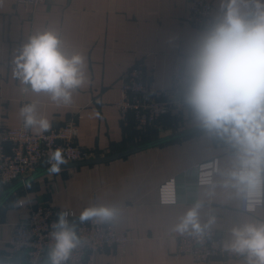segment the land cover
Here are the masks:
<instances>
[{"label":"crops","instance_id":"1","mask_svg":"<svg viewBox=\"0 0 264 264\" xmlns=\"http://www.w3.org/2000/svg\"><path fill=\"white\" fill-rule=\"evenodd\" d=\"M189 1L47 0L32 7L0 0V127L18 125L21 109L34 105L37 119H47L50 128L73 118L78 126L76 143L99 157L200 124L190 110L177 112L172 107L159 122L140 129L133 117L123 123L114 105L121 77L134 65L141 64L145 78L158 87L170 86L177 59L185 69L205 31L187 21ZM209 1L216 22H222L227 8L221 9V3L228 0ZM45 31L58 35L66 55L84 59V83L71 90L68 103L32 91L30 84L13 75L18 50ZM30 128L41 131L38 126ZM221 139L206 129L107 162L49 172L24 184L0 206V258L10 257L13 224L29 210L19 206L22 201L72 209L78 215L93 206L115 209L116 228L126 230L133 240L125 246L105 247L97 254V264H196L189 255L176 254L181 233L175 229L197 203L202 204L201 223L214 216L212 226L226 243L232 240L234 227L264 221V207L241 210V198L223 186L222 173L233 168L238 150L227 148ZM214 158L218 171L213 182L198 184L197 165ZM172 178L176 201L161 203L159 187ZM19 181L0 187V196ZM71 224L76 229L77 220ZM210 264H248V260L217 259Z\"/></svg>","mask_w":264,"mask_h":264},{"label":"clouds","instance_id":"2","mask_svg":"<svg viewBox=\"0 0 264 264\" xmlns=\"http://www.w3.org/2000/svg\"><path fill=\"white\" fill-rule=\"evenodd\" d=\"M224 7L223 21L205 29L188 57L184 101L202 127L238 150L233 168L222 173L223 186L234 189L252 211L264 197V0H228L221 3ZM13 63L15 77L36 93H49L54 101L70 102L71 90L84 83L83 57L66 55L58 35L51 31L31 37ZM21 115L26 127L50 128L47 119H37L34 105L23 107ZM50 161L54 163L49 171L59 173L65 163L59 148ZM201 207L197 203L189 209L175 230L199 236L210 229L215 217L202 224ZM114 215L113 208L93 206L84 209L79 219L81 223L94 218L107 221ZM67 217L68 213H59L54 225L51 264H65L80 244L75 224ZM231 233L226 249L246 254L248 264H264V221L234 227Z\"/></svg>","mask_w":264,"mask_h":264},{"label":"built area","instance_id":"3","mask_svg":"<svg viewBox=\"0 0 264 264\" xmlns=\"http://www.w3.org/2000/svg\"><path fill=\"white\" fill-rule=\"evenodd\" d=\"M47 0H16L17 3L37 7ZM187 21L198 28L206 29L216 22L213 4L209 0H190ZM184 64L181 59L174 62L169 87H158L145 78L143 66L136 64L126 71L120 81V92L114 105L123 123L133 117L134 124L145 129L159 122L173 107L177 112L192 108L185 103L184 96ZM176 98L172 99V95ZM195 115V114H194ZM78 126L73 118L63 124L53 126L47 131L32 132L25 126V119L11 127H0V187L22 180L40 167L51 166L50 156L56 149L62 151L65 162L91 158L89 149L75 141ZM221 143L233 148L224 139ZM218 171V159L197 165L198 184H210ZM161 203H174L176 189L174 178L159 187ZM174 201V202H173ZM27 214L13 224V232L8 240L11 249L10 257L0 258V264H42L46 250L53 248L55 240L52 233L58 220V214L68 213V221L77 220L76 234L80 244L74 248L65 264H97V254L105 247L125 246L133 240L126 230L116 228L112 219L101 221L96 218L80 222V215L72 209L59 210L46 205H25ZM264 207L262 202L254 210L249 211L247 202L240 201V208L245 212H254ZM225 240L211 226L203 235L183 233L178 236L176 254L189 255L196 264H210L217 259H244L246 254H238L226 249ZM25 254V261L18 257Z\"/></svg>","mask_w":264,"mask_h":264},{"label":"water","instance_id":"4","mask_svg":"<svg viewBox=\"0 0 264 264\" xmlns=\"http://www.w3.org/2000/svg\"><path fill=\"white\" fill-rule=\"evenodd\" d=\"M203 130H206V129L204 127H202L200 124H198V125H195L193 127L174 132L170 135L160 137V138L145 142V143L140 144V145L133 146L131 148H128V149L121 151L119 153H116V154H112V155H108V156L91 157V158H87V159L79 160V161L65 162V163L60 165V169L68 168V167L81 166V165L101 163V162H107V161L113 160L115 158L122 157V156L128 155V154L133 153V152H137L139 150H142V149H145L148 147H152V146L164 144L167 142L175 141L177 139L184 138L186 136L198 133V132L203 131ZM50 167L51 166H47L46 168H38L33 173H31L30 175H28L24 179L20 180L18 183L14 184L10 188L6 189L3 192V194L0 196V206L11 196V194L16 189H18L19 187H22L24 184H27V183L33 181L34 179H36V178H38V177H40L46 173H49ZM51 250H52V248H49L46 250L42 264H51V262H50ZM25 258H26L25 254H21L18 257V259L21 261H25Z\"/></svg>","mask_w":264,"mask_h":264},{"label":"trees","instance_id":"5","mask_svg":"<svg viewBox=\"0 0 264 264\" xmlns=\"http://www.w3.org/2000/svg\"><path fill=\"white\" fill-rule=\"evenodd\" d=\"M190 136V135H189ZM187 137V136H186Z\"/></svg>","mask_w":264,"mask_h":264}]
</instances>
